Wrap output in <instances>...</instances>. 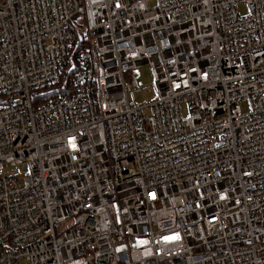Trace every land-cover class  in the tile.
I'll return each instance as SVG.
<instances>
[{
    "label": "built area",
    "instance_id": "obj_1",
    "mask_svg": "<svg viewBox=\"0 0 264 264\" xmlns=\"http://www.w3.org/2000/svg\"><path fill=\"white\" fill-rule=\"evenodd\" d=\"M145 63L157 97L132 101ZM17 166L0 264H264V0H0Z\"/></svg>",
    "mask_w": 264,
    "mask_h": 264
},
{
    "label": "rangeland",
    "instance_id": "obj_2",
    "mask_svg": "<svg viewBox=\"0 0 264 264\" xmlns=\"http://www.w3.org/2000/svg\"><path fill=\"white\" fill-rule=\"evenodd\" d=\"M239 10L242 14L247 12V8L245 3L239 4ZM140 73L137 76L138 80L143 82V86H135L133 89L128 93V97L132 101L142 102V101H152L157 97V85L154 80V76L151 70V67L148 63L143 64L140 66L139 69ZM241 109L243 112L248 110V105L246 103L241 104ZM148 111V110H146ZM18 174L22 176L24 174V169L20 166L17 167H7L4 171H1L0 174Z\"/></svg>",
    "mask_w": 264,
    "mask_h": 264
},
{
    "label": "trees",
    "instance_id": "obj_3",
    "mask_svg": "<svg viewBox=\"0 0 264 264\" xmlns=\"http://www.w3.org/2000/svg\"><path fill=\"white\" fill-rule=\"evenodd\" d=\"M74 90V84L72 81V76L70 74H65L58 84L50 89H41L35 92V96L41 98L42 101L52 97H58L59 95H65L71 93ZM37 102H39L37 100Z\"/></svg>",
    "mask_w": 264,
    "mask_h": 264
}]
</instances>
